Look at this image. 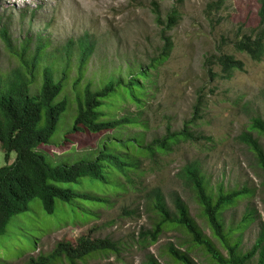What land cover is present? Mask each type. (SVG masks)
I'll use <instances>...</instances> for the list:
<instances>
[{
	"label": "rangeland",
	"instance_id": "obj_1",
	"mask_svg": "<svg viewBox=\"0 0 264 264\" xmlns=\"http://www.w3.org/2000/svg\"><path fill=\"white\" fill-rule=\"evenodd\" d=\"M212 1L0 0V30L6 29L12 47L7 49L0 37V80L4 81L13 69L21 68L18 58L21 47L26 48L25 58L39 50L30 94L37 93L43 66L51 68L56 78L65 77L59 98L69 104L48 140L53 146L38 149L47 160L62 162L61 154L55 148L58 142L63 150L73 147L69 161L97 150L103 134H74L62 140V134L69 128L75 114V95L81 93L86 83L97 89L108 80H125L130 72L148 64L159 47L158 28L150 11L153 2L159 4L162 14L176 8L180 18L169 33L173 41L172 52L158 68L156 87L144 102L141 119L148 126L144 140L148 143L160 137L167 125L172 130L186 127L201 136L199 140L180 144L163 158L160 166H153L156 168L142 179L144 190L121 194L112 200L111 206L98 208L96 216L87 222L68 223L46 232L32 250L19 257H16L18 249L12 247L10 254L16 258L8 257L10 254L6 251L0 264H22L28 256L49 254L57 242L75 244L81 236L94 241L108 240L118 251L96 253L77 264H147L149 256L160 264H167V260L160 258V253L169 244L188 253L197 264H210L208 256L177 230L163 231L155 243L146 246L137 241L141 231L151 228L143 192L157 188L167 200L174 194L180 195L203 233L213 240L223 255L226 254L225 248L211 236L199 215L191 190L180 177V169L193 161L197 162L211 188H220L224 192L250 191L246 199L225 209L222 214L224 230L234 231L233 235L239 241L238 251H248L258 234L264 232V171L239 139L252 118L264 119V58L252 61L232 48V44L244 36L257 33L263 26L264 14H260V0H225L217 12L207 15L206 5ZM82 36L92 41L93 51L82 80L74 87L77 77L75 44ZM219 50L233 54L244 64L242 70L234 71L227 80L213 77L218 69L206 62ZM67 51L68 68L65 66ZM196 104L201 106V111L194 117ZM116 111L121 116L125 114L123 111H136V107L130 104ZM252 136L264 150V136L256 132H252ZM13 157L12 152L9 163ZM3 164L5 159L0 148V166ZM248 212L253 221L237 231ZM20 238H15L14 244ZM257 257L256 253L248 264H256ZM54 264L67 262L59 260Z\"/></svg>",
	"mask_w": 264,
	"mask_h": 264
},
{
	"label": "trees",
	"instance_id": "obj_2",
	"mask_svg": "<svg viewBox=\"0 0 264 264\" xmlns=\"http://www.w3.org/2000/svg\"><path fill=\"white\" fill-rule=\"evenodd\" d=\"M224 1L208 3L206 14L217 12ZM260 4L263 16L264 0H260ZM150 11L158 28L159 47L148 64L130 72L125 80H108L97 89L86 83L81 93L75 95V114L69 128L63 132L62 140L74 134H103L96 151L69 161L73 147L63 150L58 142L55 148L60 152L62 162L47 160V156L38 151L42 146H53L48 140L69 104L64 98H59L64 89V75L56 78L47 66L41 68L37 93L30 94L39 50H34L25 58L26 48L21 47L18 54L21 68L13 69L4 81L0 80V148L5 159V164L0 166V259L4 252L10 254L12 247L18 249L16 257H19L23 252L32 250L39 237L46 232L68 223L87 222L96 216L98 208L111 206L112 200L121 194L144 190L146 187H142V179L147 172L160 166L163 158L173 153L180 144L201 139L186 127L172 130L167 125L160 137L148 143L144 140V132L148 128L141 119L144 102L156 87L158 68L172 52L173 41L169 33L180 18L176 8L162 14L156 2L152 3ZM0 37L5 47L11 50L5 28L0 30ZM232 48L252 61L264 58V23L255 35L244 36L233 43ZM75 50L77 77L74 87L83 78L93 43L87 36H82L75 44ZM66 54L65 66L68 68V51ZM206 62L217 67L212 76L222 80L230 79L232 73L242 70L244 65L233 54L220 50L209 56ZM130 104L136 107V111H123L124 115H117V109H125ZM200 111L201 106L196 104L193 116L197 117ZM252 132L264 136V119L252 118L246 131L239 135L264 171V150ZM12 152L14 157L9 163ZM180 177L191 190L199 215L211 236L225 248L226 254L223 255L213 240L203 233L180 195L174 194L167 200L157 188L143 192L151 228L139 233L138 243L142 246L153 244L163 231L173 229L185 234L192 245L203 251L210 264H248L256 253V264H264V232L258 234L248 251L240 252L234 231L226 232L222 220L224 210L246 199L250 191L236 189L224 192L220 188H211L195 161L180 169ZM251 221L253 217L248 212L237 231ZM18 237L20 240L14 244V239ZM108 251L117 252L118 249L108 240L94 241L81 236L75 244L57 242L49 254L28 256L22 264H54L59 260L77 264L96 253ZM10 255L8 257L16 258ZM160 258L167 260V264H197L174 244H169L160 253ZM147 264L160 263L149 256Z\"/></svg>",
	"mask_w": 264,
	"mask_h": 264
}]
</instances>
